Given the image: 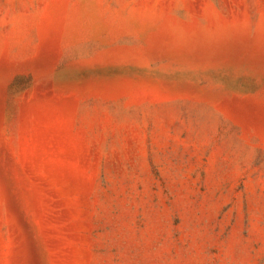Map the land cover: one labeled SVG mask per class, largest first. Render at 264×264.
I'll return each mask as SVG.
<instances>
[{
    "label": "rangeland",
    "instance_id": "obj_1",
    "mask_svg": "<svg viewBox=\"0 0 264 264\" xmlns=\"http://www.w3.org/2000/svg\"><path fill=\"white\" fill-rule=\"evenodd\" d=\"M0 264H264V0H0Z\"/></svg>",
    "mask_w": 264,
    "mask_h": 264
}]
</instances>
